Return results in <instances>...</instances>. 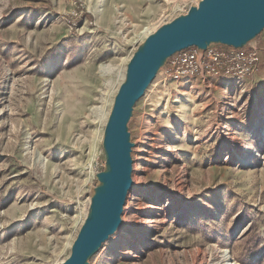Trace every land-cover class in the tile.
Wrapping results in <instances>:
<instances>
[{
	"label": "rangeland",
	"instance_id": "374dc122",
	"mask_svg": "<svg viewBox=\"0 0 264 264\" xmlns=\"http://www.w3.org/2000/svg\"><path fill=\"white\" fill-rule=\"evenodd\" d=\"M195 3L0 0V264L70 255L122 72ZM248 46L243 76L157 74L129 122L123 223L90 264H264V30Z\"/></svg>",
	"mask_w": 264,
	"mask_h": 264
},
{
	"label": "water",
	"instance_id": "95a60500",
	"mask_svg": "<svg viewBox=\"0 0 264 264\" xmlns=\"http://www.w3.org/2000/svg\"><path fill=\"white\" fill-rule=\"evenodd\" d=\"M264 30V0H199L188 11L149 33L134 51L114 96L103 135L105 164L96 174L88 212L71 253L61 264H90L123 223L134 187V159L129 122L136 103L177 52L212 45L244 48Z\"/></svg>",
	"mask_w": 264,
	"mask_h": 264
},
{
	"label": "built area",
	"instance_id": "2783aa9c",
	"mask_svg": "<svg viewBox=\"0 0 264 264\" xmlns=\"http://www.w3.org/2000/svg\"><path fill=\"white\" fill-rule=\"evenodd\" d=\"M258 57L257 48L254 46L234 48L212 45L204 52L193 46L173 55L168 62L167 72L168 76L175 78L198 74L230 76L234 73L243 76L250 72L249 68Z\"/></svg>",
	"mask_w": 264,
	"mask_h": 264
},
{
	"label": "bare ground",
	"instance_id": "6f19581e",
	"mask_svg": "<svg viewBox=\"0 0 264 264\" xmlns=\"http://www.w3.org/2000/svg\"><path fill=\"white\" fill-rule=\"evenodd\" d=\"M149 27H146L145 30L143 31V33H148ZM143 36V35H142ZM109 69V68H108ZM110 70V69H109ZM108 70V71H109ZM125 71L123 70L122 72V76H125ZM124 78V77H123ZM92 111H94L96 114H98L100 117H102L103 113L102 111H100V109L98 108H94ZM106 115V114H105ZM107 116V115H106ZM106 116H104V119H106ZM107 121V120H106ZM247 163V161H244L243 164L245 165ZM85 216V214H84ZM84 218V217H83Z\"/></svg>",
	"mask_w": 264,
	"mask_h": 264
}]
</instances>
